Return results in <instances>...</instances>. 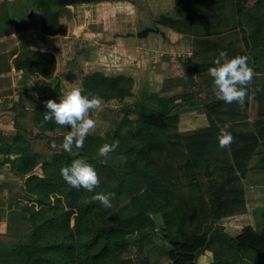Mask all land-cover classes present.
Instances as JSON below:
<instances>
[{
    "label": "trees",
    "instance_id": "trees-1",
    "mask_svg": "<svg viewBox=\"0 0 264 264\" xmlns=\"http://www.w3.org/2000/svg\"><path fill=\"white\" fill-rule=\"evenodd\" d=\"M31 1L39 14L41 33L64 35L67 26L60 21L58 7L105 0ZM225 3L230 7V29L238 30L241 38L225 44L200 39V46L205 52L212 50V56L193 63L191 69L199 76L198 83L212 85L208 68L214 66L213 61L221 50L229 57L249 53V65L254 72L258 71L260 78L251 83L250 89H264V0H253L251 5H246L244 0H172L170 12L160 15L158 22L182 33L194 35L202 27L206 33L217 34L215 24L223 14ZM7 5L11 6L10 2L0 3V35L23 28L14 23L15 11H9ZM204 11L209 13L208 17H204ZM27 13L24 10L26 23L30 18ZM199 17H203L201 21ZM59 53L56 45L52 49L35 47L23 65L34 77L51 80L50 95L56 98L68 88L61 81L66 73L56 71ZM4 60L0 55V71L8 69ZM73 87H80L82 94L89 97L121 100L131 95L132 77L93 70ZM174 98H155L160 103L157 107L145 105L136 109L137 105H132L137 114L135 119L131 121L122 115L112 133L103 137L90 133L82 150L73 153L65 152L58 142L55 147L50 145L49 140H56L53 134L67 128L54 121H44L45 99L35 105L34 131L28 132L21 126L14 132L0 131L1 162L10 163L18 175L38 166V171L23 181V189L30 198L29 204L21 207L28 230L26 241L19 244L17 254L0 255V264H115L121 260L126 243L137 240L140 247L146 232L129 235L127 242L119 246L108 243L110 233L123 228V222L134 219L153 223L152 215L160 219L158 232L167 245V260L161 264H196L199 253L212 249L215 242L224 245L229 256L209 264H264V208L260 231L246 224L231 235L221 225V219L239 213L244 207L240 179L250 170L264 171V90L257 91L254 97L250 91L243 108L235 102L227 104L218 99L207 102V124L189 129L180 128V113L174 110ZM247 107L253 117L252 129L242 128L249 124L243 120ZM216 121L222 126L231 122L229 131L235 140L230 148H219L217 136L222 126ZM38 136L47 137L46 145L51 150L48 157L31 152V142ZM113 140H119V147L113 153L123 157L121 169L109 163L111 153L107 159L98 155L99 147ZM13 146L19 152L11 157ZM255 155V161L250 164ZM76 159H83L96 169L100 184L93 192L70 186L60 175V169ZM137 176L143 185L139 192L137 184L135 187L131 184ZM197 180L208 204L207 223L200 219L186 191V184ZM97 192H115L113 206L105 208L94 201L92 197Z\"/></svg>",
    "mask_w": 264,
    "mask_h": 264
},
{
    "label": "rangeland",
    "instance_id": "rangeland-1",
    "mask_svg": "<svg viewBox=\"0 0 264 264\" xmlns=\"http://www.w3.org/2000/svg\"><path fill=\"white\" fill-rule=\"evenodd\" d=\"M252 1L244 0V3L251 5ZM8 2L11 4V6L7 5L8 8L10 7L9 11H15L14 23L23 28L11 34L6 40L0 41V55L5 58L4 61L8 53L13 50L24 49L22 52L29 53L28 48L52 49L56 45L60 52L56 71L66 73L61 77V81L67 87L69 84L77 85L85 73L93 70L108 75L121 73L132 77L131 95L121 100L117 98L102 100V107L91 113L92 118L97 122L96 128L91 133L101 137L112 133L122 115L131 121L135 119L137 114L132 105H137L136 109L145 105H154L153 107L160 105L155 99L157 97H175L172 102L174 110L180 113L181 129L205 126L208 122L205 116L206 103L217 98L213 84L198 83L199 76L191 69L193 63L208 60L212 56V50L205 52L199 40L209 39L225 44L235 38H241L238 30L230 29L228 3L224 4L223 14L215 24L218 29L217 34L206 33L202 27H198L200 32L194 35L182 33L158 22L160 15L170 12L172 0H105L58 7L60 21L67 26L66 34L45 35L40 31L39 14L33 8L31 0ZM24 10L30 12L27 23ZM206 16L208 17L209 13L204 11V17ZM202 18L199 17L198 21ZM142 31L143 34L137 35ZM26 44L28 47L24 48ZM246 56H250L249 53ZM258 75L256 71L252 82L260 79L257 78ZM28 84L33 86L31 88L35 89L36 95L43 96L40 94L46 90L50 91L53 82L36 78L30 70L24 68L20 70L19 67L9 76H0V120L3 121L0 128L5 133L16 131L17 126L11 127L12 112L6 111L13 103L17 104L16 114L25 112L23 117L25 120L21 128L28 132L34 131L31 121L35 113V104H30L32 99L28 100L27 96L28 94L35 96V94L29 91L22 92V86L26 89L29 87ZM17 92L18 94L22 92V99L13 100ZM52 100L59 102V98L56 97ZM250 113L247 107L243 120L248 121L249 124L242 127L243 129H252L253 117ZM216 122L222 126L219 121ZM8 127L12 129L7 130ZM67 131L68 129L56 131L53 134L56 140H49L50 145H53V142L62 145ZM46 142V136H38L31 142V152L48 157L51 150ZM82 148L73 147L71 152ZM255 157L257 156H254L250 164L255 161ZM109 163L114 167L118 165L121 169L123 157L111 153ZM0 168L4 171L0 172V198L5 203L0 207V216H5L6 219L0 226V255L11 256L17 254L19 244L26 241L28 230L22 217L24 211L21 207L29 204L30 198L23 189L25 176L15 177L13 174H8L10 170L16 172L10 164H0ZM30 171L37 172L38 166L32 167ZM139 183L138 176L131 181L132 187L137 184V192L143 186ZM240 185L243 189V209L239 213L221 219L224 230L231 235L246 224L257 231L263 227L261 211L264 208V171L257 169L248 171L246 176L240 179ZM186 191L189 200L196 205L200 219L209 222L208 204L200 182L198 180L188 182ZM152 217L153 223H141L134 219L131 222H123V228L110 233L108 243L119 246L125 243L129 235L140 231L146 232L139 242L140 247L137 245V240L126 241L121 260L115 264H161L167 260V245L163 243L158 232L160 219L156 218V215ZM209 252L212 253L211 257L208 255ZM228 256L229 252L225 246L215 242L212 249L199 253L196 264L222 261Z\"/></svg>",
    "mask_w": 264,
    "mask_h": 264
},
{
    "label": "clouds",
    "instance_id": "clouds-1",
    "mask_svg": "<svg viewBox=\"0 0 264 264\" xmlns=\"http://www.w3.org/2000/svg\"><path fill=\"white\" fill-rule=\"evenodd\" d=\"M246 55L229 57L227 52L221 50L214 59V66L208 68V73L213 81L214 94L218 100L227 104L237 103L241 108L246 100L254 97L257 91L264 89H250L255 76L254 69L249 65ZM47 111L43 114L45 122L54 121L58 126L67 128V134L63 138L62 149L71 152L73 147L79 149L84 146L86 137L96 128L97 122L91 113L102 107V99L99 96L91 97L82 94L80 87L69 84L67 90L59 96V102L52 99L45 101ZM231 122H225L220 128L217 140L221 149L230 148L234 143V136L229 131ZM55 147V142H53ZM119 147V140L104 143L98 149L99 157L109 158V154ZM62 178L76 189L83 188L93 192L100 184V178L96 169L83 159H76L70 165L60 169ZM115 192H97L92 199L98 201L105 208H111ZM209 257L212 253H208Z\"/></svg>",
    "mask_w": 264,
    "mask_h": 264
},
{
    "label": "crops",
    "instance_id": "crops-1",
    "mask_svg": "<svg viewBox=\"0 0 264 264\" xmlns=\"http://www.w3.org/2000/svg\"><path fill=\"white\" fill-rule=\"evenodd\" d=\"M6 1H9V0H0V3L1 2H6ZM29 14H30V12H28V15ZM16 31H20V30H16ZM16 31L13 30V31H11V32H9L7 34L0 35V41L6 40L11 34H13ZM26 47H28V44H26L24 46V48H26ZM33 48H35V47H32L31 50ZM22 50H24V49H22ZM22 50H19V51H14L13 50L11 54L8 53L7 58H6V62L8 64V69L1 70L0 71V76H9V74H11L13 71H15V68H18V67H19L20 70H22L23 65L28 62L29 55H30V52H31L30 48L27 49V51H29V53H25L24 51H23L24 52L23 53ZM45 80H47V79H45ZM23 88L24 87L22 86V92L23 91H29V92H32L33 94H35V96L31 95V94L30 95L28 94V96H27V97H29L28 100H30V98L32 99V100H30V104H35L36 105L38 103V101H40L42 99H45V100L54 99V96H51L50 95V91H48V90H46V92H43V93L40 94V95H43V96H39V95H36L35 89L30 88V87H28L26 89H23ZM22 92H20V94H18V92H17L16 95H15V98L13 100H17L18 98L22 99V97H21V96H23ZM23 102H25V99H23ZM16 105H17L16 103H13V105L9 106L7 108V110H6V111L12 112V116H13L12 121H11V124H12L11 127L12 128L14 126H21V124H23V120H25V118H23L25 116V112L23 113V112L20 111L21 113L16 114V111L18 110ZM28 120L29 119H27V121ZM2 122L3 121L0 120V124H2ZM31 123H32V121H31ZM11 127H8L7 130H11L12 129ZM0 131L3 132V129L0 128ZM7 132H11V131H7ZM18 152H19L18 149H16V147L13 146V148H11V150L9 152V156H11V157L15 156ZM2 156H3V154L0 153V159L2 158ZM0 164H10V163L1 162L0 161ZM1 171L4 172L2 168H0V172ZM31 173H32V171L24 174L25 178L28 175H30ZM8 174H13V175H15V177H21L22 176V175H18L16 172L11 171V170L8 172ZM0 196H1V193H0ZM2 201L3 200L0 198V207L5 205L4 201L3 202ZM2 212H3V210H2ZM0 218H1L0 220L2 221V223H0V226H2L4 220H6V219H5V216H0Z\"/></svg>",
    "mask_w": 264,
    "mask_h": 264
},
{
    "label": "water",
    "instance_id": "water-1",
    "mask_svg": "<svg viewBox=\"0 0 264 264\" xmlns=\"http://www.w3.org/2000/svg\"><path fill=\"white\" fill-rule=\"evenodd\" d=\"M143 33H144V31H142V32H138L137 35H140V34H143Z\"/></svg>",
    "mask_w": 264,
    "mask_h": 264
}]
</instances>
